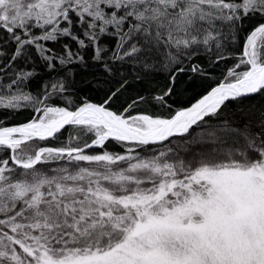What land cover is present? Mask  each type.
Instances as JSON below:
<instances>
[{
	"label": "snow or ice",
	"instance_id": "1",
	"mask_svg": "<svg viewBox=\"0 0 264 264\" xmlns=\"http://www.w3.org/2000/svg\"><path fill=\"white\" fill-rule=\"evenodd\" d=\"M0 264H264V0H0Z\"/></svg>",
	"mask_w": 264,
	"mask_h": 264
},
{
	"label": "trees",
	"instance_id": "2",
	"mask_svg": "<svg viewBox=\"0 0 264 264\" xmlns=\"http://www.w3.org/2000/svg\"><path fill=\"white\" fill-rule=\"evenodd\" d=\"M90 78V72L85 70L80 73V75L77 76V80H82ZM163 82L162 77H156L155 79H152L150 81H146L144 83L134 82L130 85L127 95H134L136 93H143L145 89L149 86L155 87L156 85ZM39 81L33 82V87H38ZM80 92L79 95L81 96H90L93 99L99 98L102 93L92 85L88 84H81L80 86ZM207 87V82H201V81H193L190 84H178L177 86V94L172 97L173 107L179 108L182 106H187L190 102H195V99L198 98V96L202 93H204L205 89ZM187 89V91H185ZM260 101L259 100H251L246 101L244 104L245 108H249L253 105L256 106V110L258 111ZM27 115V113H24L20 117V119H24V117Z\"/></svg>",
	"mask_w": 264,
	"mask_h": 264
}]
</instances>
